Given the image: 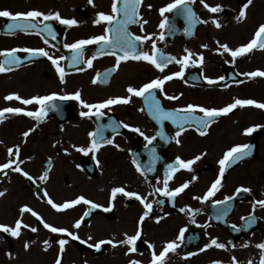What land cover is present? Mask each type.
Here are the masks:
<instances>
[{
  "label": "flooded vegetation",
  "instance_id": "1",
  "mask_svg": "<svg viewBox=\"0 0 264 264\" xmlns=\"http://www.w3.org/2000/svg\"><path fill=\"white\" fill-rule=\"evenodd\" d=\"M228 1L230 5H224L220 12L210 13L208 17L202 15V6L192 3L190 6L199 19L208 22L197 23L192 30L193 34L188 35L184 31L187 21L183 15L178 14V10L165 13L175 30L160 29L158 26L162 19L159 8L172 0H143L139 12L148 23L143 25V30L139 23L130 24L128 31L134 35L151 34L152 39L137 42L138 51L151 54L152 42L155 41L159 50L158 58L162 52L180 59L186 55L185 49L204 56L203 64L189 63L184 69L183 78L174 77L166 81L163 92L153 90L164 109L174 110L189 103L221 108L237 98L264 103V77L248 78L244 75L264 70V49L257 47L238 56L234 62L230 53L222 49L216 51L217 41L235 49L254 38L258 26L264 23V0H253L246 9V18L239 22L236 17L247 0ZM112 2L0 0V10L13 13L32 9L45 13L58 11L63 18L78 21L77 25L71 27L55 20L45 21L53 27V39L47 33L37 35L36 29L9 33L6 26L11 21L0 17V51L44 48L54 58L65 57L60 61L65 72L64 82H61L55 66L47 57H31L25 52L17 53L22 59L19 66L13 65L11 71L0 73V109L22 107L26 111H36L39 108L35 103L23 105L19 101L5 99L13 93L23 98L52 94L57 96L48 102L55 107L47 109V115L41 121L11 113H6L0 120V164L9 159L8 148L19 146V161H23L20 167L33 177L30 181L11 170H5L7 175L0 173V191L7 190L0 197V224L14 227L15 221L21 219L24 224L38 229L34 233L30 228L22 227L19 237L0 231V264H54L60 254V239L68 241L62 253V264H129L130 260L150 264L153 251L158 254L170 241H176L179 246L175 253L167 255L165 264H212L213 261L230 264L232 257H236L239 264H248L249 260L259 264L260 249L256 245L264 242V208L256 207V222L251 227H245L242 217L253 213L254 201L264 200V109L238 106L229 114L215 118L205 135H200L194 126L184 125L186 130L178 137L181 142L177 144L173 137L179 131L178 126L170 120L158 123L143 97L132 95L129 103L100 109L103 115L91 117H81L80 113L88 109L78 100L59 99L60 96L71 95L76 91L81 93L83 101L90 104L114 97H128L129 86L139 88L153 79L181 70L182 65L175 62L167 64L161 72L147 61L128 59L122 61L105 78V72L116 64V56L100 55L93 60L92 67L84 62L98 51L100 45L97 44L86 45L83 60L71 65L73 51L64 45L104 34V29L111 25L106 22L94 24L93 21L101 11L110 13ZM149 4L152 5L151 9L147 7ZM40 19L35 23L42 27ZM213 19L219 20L220 28L212 23ZM161 32H164L163 40L159 39ZM203 44H207L208 48L201 47ZM115 51L116 55L122 54L118 49ZM196 58L193 56L192 59ZM4 59L0 57V61ZM97 74L99 79L92 83ZM221 76L225 78L222 81L219 80ZM205 77L216 82L209 84ZM167 96H177L179 99L170 100ZM121 122L130 127L120 126L115 131L112 127L103 128L104 139H112V144L101 143L97 151L77 150L81 147L90 148L93 139L88 135L90 132H96L109 124L120 125ZM254 125L261 127L246 135L244 130ZM161 127L166 138L157 135ZM132 128H139L146 136H156V139L146 148L147 141L138 132L132 131ZM30 129L32 131L25 138L23 133ZM96 139L99 140V135ZM239 144H251V155L227 167L222 184L213 196L206 201L196 199L203 197L217 179L219 161L225 152ZM152 148L156 150L154 163ZM197 155L201 159L191 166V170L181 168L169 180L170 189L189 182L184 192L175 197H167L153 191L156 187H163V180L169 171L167 165L175 163L176 157L187 161ZM134 159L144 169L151 165L153 171L141 175L132 162ZM45 172L47 178L41 180ZM115 187L138 192L152 203V211L142 224L139 218L145 211L143 205L134 197H126L122 193L113 198L111 190ZM240 187L249 188L250 191L236 194V189ZM81 195L102 207L92 208L81 202L57 211L47 203L49 198L59 204ZM226 196H233L234 199L228 201L227 205L214 203L224 200ZM24 205L36 211L45 222L65 228L79 239L52 233L31 213L22 214L21 208ZM223 207H228L229 211L227 215L218 217L217 213ZM105 208L109 210L105 211ZM181 208L186 211L181 212ZM78 220L81 223L76 228L74 225ZM181 229L185 230L184 238L178 240ZM137 230L141 235L135 242L134 252L129 251L132 247L130 244L116 243L113 246L105 243L99 250L89 247L101 240H112L114 243L126 240L128 236L135 235ZM213 238L224 243L226 248H205ZM44 240H48L51 245L47 250ZM25 242L29 244L27 250ZM149 244L154 247L150 248ZM245 244L248 246L244 247Z\"/></svg>",
  "mask_w": 264,
  "mask_h": 264
},
{
  "label": "snow or ice",
  "instance_id": "2",
  "mask_svg": "<svg viewBox=\"0 0 264 264\" xmlns=\"http://www.w3.org/2000/svg\"><path fill=\"white\" fill-rule=\"evenodd\" d=\"M91 3L92 0H89ZM192 3H194V0H172V2L166 4L165 6L159 8L160 16L162 17L159 28L165 29L170 28L172 30H175L174 24L170 23L169 17L165 15V13H171L174 10H178V14H181L185 17L187 21V26L184 28L185 33L188 35L193 34V28L197 23H207L208 21L200 20L197 14L194 12L192 7L190 6ZM200 3L211 13H218L222 10L221 5L217 4L215 6L209 5L206 3V0H200ZM253 3V0H247V3L243 5L241 10L239 11L238 16L236 17L237 22L243 20L246 18V9ZM143 4V0H113L111 4V12L106 14L105 12H99L97 13V18L93 21L94 24H100L102 22H106L108 25H111V27H106L104 29V34L93 36L88 39H80L75 41L71 44H65L64 47L71 49L73 51V55L71 57V65L79 64L83 60V53L85 50L86 45L90 44H97L100 45V48L98 51L89 59L84 61L88 67H92L93 60H95L100 55H114L116 56V64L112 69H109L107 72H105L104 76L105 78L112 72L115 71L120 63L122 61H126L128 59L133 60H144L148 63L154 65L158 70L161 72L164 71V68L167 66V64L175 62L177 64L182 65L181 70L171 73L169 75H165L162 78L153 79L148 83L143 84L141 87H131L129 86L127 88V92L130 94L128 97H114L104 100L103 102L96 103V104H90L86 103L81 99V93L79 91H76L75 93L71 95H65L60 96L59 99L61 100H67V99H75L78 100L81 105L88 109V111H82L80 113L81 117H91L92 115H103L102 112H100V109L103 108H109L112 105L116 104H127L130 102V98L132 95L143 97L145 100V103L148 106L149 111L153 115V118L157 120L158 123H161L165 120H170L173 124L177 125L179 128V131L176 132L175 139L176 143L179 144L181 141L178 139L180 135L186 130L184 125L194 126L196 127L197 131L200 135L207 134V130L209 126L214 122V119L217 117H220L222 115H227L230 112H232L234 109H236L238 106L244 107V106H255L260 109H264V103L258 102L254 99H235L232 103L227 104L224 107L221 108H215V107H205L203 105H197L189 103L185 107L182 108H176L174 110H166L164 109L160 101L156 98L153 90L159 89L161 92L164 91L163 86L166 81L172 80L175 78H183L184 76V69L191 64H203L204 56L203 54H194L188 49H185L186 55H184L182 58L177 59L175 56H169L165 55L164 53H159V58L157 57L158 49L156 46L155 41L152 42V52L149 54L145 51H138L137 49V42L143 43L145 41L151 40L152 35H134L128 31V26L130 24L139 23L141 25V30H143V25L147 24V20H143V18L140 15L139 9ZM149 9H151L152 5H147ZM0 17L8 18L11 23L7 24L6 28L9 33L15 32L16 30L27 32L29 29H36V34L39 35L41 33H47V35L51 36L53 39H55V32L53 30V27L50 23H44L45 21H51L55 20L58 21L62 25L67 26H74L78 24V21L75 19H67L63 18L61 14L57 12H48L45 13L43 11H39L36 9H32L26 12H15L13 13L10 10H0ZM119 17V18H118ZM40 19V24H42V27H39L35 21ZM212 23L217 27L220 28L221 24L219 20L213 19ZM109 33L112 35L110 36ZM159 39H164V32H161L159 34ZM45 44L48 43L47 40L44 41ZM218 48L216 51H220L221 49L224 52L230 53V55L233 58V62L238 56H243L249 52H251L255 48L264 49V23H261L255 34L254 38L239 47H236L235 49L230 48L227 44H220L217 41ZM203 48H208L207 44L201 45ZM106 49H113V51H106ZM116 49H118L122 54L116 55ZM18 52H25L28 53L31 57H47L48 60L51 61V63L55 66L56 72L59 74V78L61 82H64V76L65 72L63 67L60 65V61L64 60V56H60L58 58H54L52 55L49 54L48 51H46L44 48H12L10 50H2L0 51V57H5L4 60L0 61V73H5L12 70V66H19L22 63V59L20 56L17 55ZM193 56H196V59H192ZM245 76L248 78H255V77H264V70H255L251 72L244 73ZM97 79H99V74H97V77L93 79L92 83H96ZM207 82L209 84H213L216 81L205 77ZM225 78L223 76L219 77V80H224ZM147 93V95H145ZM56 94L52 95H45V96H32L31 98H23L19 94H9L5 97L6 100L12 101L16 100L19 101L23 105H30L35 103L36 105H39V108L36 111H26L22 107H5L3 109H0V120H2L5 117L6 113L11 114H23L29 117L35 118L37 121H41L44 119V117L47 115V109L51 107H55V105H50L48 102L56 99ZM167 99L175 100L179 99L177 96H167ZM96 110L95 112L93 110ZM197 113H202V115H199ZM124 127L129 128L130 125L121 122L120 125L115 124H109L101 127L96 132H90L88 135L89 137H92L91 146L90 148H78L77 150L80 152H87V151H97L101 143L104 144H112V139H104L103 137V128L104 127H112L115 131V128L117 127ZM261 127L260 125H254L251 127H248L244 130V133L251 134L253 133L257 128ZM32 129L25 131L23 133V136L26 138L29 136ZM132 131L138 132L141 136L144 137V139L147 141V144L145 147L147 148L148 145H151L153 140L156 139V136H146L139 128H132ZM99 135V140L96 139V137ZM157 135L161 138H166L163 127L160 128V130L157 132ZM117 147H119L117 145ZM252 145L251 144H239L232 148H230L227 152H225L222 159L219 161L220 170L219 175L217 179L211 184V187L208 189V191L205 193L203 197H196V199H202V200H208L209 197L213 196L220 188L222 184V178L224 177L225 171L227 167L231 163H235L236 161H239L243 159L246 156L251 155L252 152ZM8 156L9 159L3 163L0 164V173L3 175H7V171L5 170H11L13 172L20 173L24 177H26L28 180H33V177L27 172L24 171L20 164L23 163V161H19V155H20V149L19 146H16L15 149L8 148ZM155 148L151 149V152L153 153V163L155 160ZM12 157H15L13 159ZM201 159L200 155H197L194 159H189L187 161L181 159L180 157H176L175 163L168 164V173L165 175V178L163 180V187H156L153 189L155 193H162L164 196L167 197H175L179 195L180 193L184 192L185 189L189 187V182H185L181 184L180 186L176 187L175 189L169 188V180L172 178L173 174L178 171L179 169L183 168L186 170H191V166L198 160ZM133 164L136 166L137 172H140L141 175H145L146 172L153 171L152 166H148L146 169L142 168L141 165L134 159ZM99 163V162H98ZM47 178V172L44 173L43 176L40 177L41 180H44ZM196 177H193V180H195ZM6 189L4 191H0V197L4 196L6 193ZM250 189L246 187H240L236 189V194H239L240 192H249ZM118 193H122L126 197H134L140 203L143 205L145 211L139 218V222L142 224L145 218L149 216V213L152 211V203L147 200L146 196H142L138 192L135 191H127L124 187H115L111 190V195L113 198L116 197ZM151 195V193H150ZM45 196H47V192H45ZM234 199L233 196H226L224 200H217L214 203L216 205H227L228 201H231ZM85 203L91 205L92 208H101L102 206L100 204L93 203L90 200H87L84 196H79L74 200H69L64 203H55L51 198L47 200V203L52 206V208L56 209L57 211H62L68 208L73 207L74 205H77L79 203ZM157 203H160V201H157ZM259 206L261 208H264V200H256L253 203V213H250L247 217H242L243 220H245V227H251L256 222V217L254 215L256 207ZM105 211H108V208L104 209ZM181 212L186 211L185 208L180 209ZM190 211V210H189ZM229 211L228 207L221 208L217 216H224L227 215ZM31 213L32 216L36 217L41 224H43V227L51 231L52 233H59V234H66L69 237H72L74 240H78L79 237L75 235L74 233L68 231L65 228L62 227H56L52 224H49L44 221V219L31 207L28 205H24L21 208V213ZM87 215V213H85ZM80 221H76L75 227H80ZM30 228L32 232H37L36 227H31L28 224H24L21 219H17L15 221V226H9L6 224H0V231H3L5 233L10 234L13 237H19L21 234V228ZM235 228V225H233ZM184 229H181L180 235L178 236V240H183L184 238ZM141 233L139 230H137L136 234L133 236H128L126 240H121L118 242H113L112 240H101L98 243L94 245H89V247H94L96 250H99L102 245L105 243L112 244L115 246L116 243L120 244H130L132 247L129 249L130 252L136 251L135 248V242L140 237ZM45 245V250H47L48 247H50V242L48 240L43 241ZM59 243V255H57V258L54 261V264H62V253L65 250V245L68 243L65 239H60L58 241ZM178 244L176 241H170L165 244L163 249L157 254L155 251L152 253V259L150 261V264H165V260L167 255L171 253H175L176 249L178 248ZM215 246L218 249H225L226 245L224 243L219 242L217 239L213 238L209 244L205 245V248H209ZM244 247H247L248 245H243ZM25 249L27 250L29 247V244L25 242L24 244ZM150 248H153L154 246L149 244ZM258 249H260V259L259 264H264V242L258 243L256 245ZM203 250V249H202ZM10 255V254H9ZM190 255V254H189ZM129 264H141L140 261L137 260H130ZM212 264H222L221 261H213ZM230 264H239V261L236 259V257L231 258ZM248 264H253L251 260H249Z\"/></svg>",
  "mask_w": 264,
  "mask_h": 264
},
{
  "label": "rangeland",
  "instance_id": "3",
  "mask_svg": "<svg viewBox=\"0 0 264 264\" xmlns=\"http://www.w3.org/2000/svg\"><path fill=\"white\" fill-rule=\"evenodd\" d=\"M206 3H208L209 5L215 6L217 4L221 5V7H223L224 5H230L228 0H206ZM194 4L196 6H202L203 8L201 9V13L203 16H210V13L206 8H204V6L200 3V0H195Z\"/></svg>",
  "mask_w": 264,
  "mask_h": 264
}]
</instances>
